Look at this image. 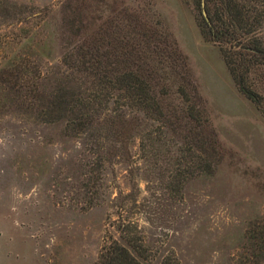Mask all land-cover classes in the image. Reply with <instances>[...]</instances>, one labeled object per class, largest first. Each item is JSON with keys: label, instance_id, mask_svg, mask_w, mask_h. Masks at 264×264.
Masks as SVG:
<instances>
[{"label": "rangeland", "instance_id": "obj_1", "mask_svg": "<svg viewBox=\"0 0 264 264\" xmlns=\"http://www.w3.org/2000/svg\"><path fill=\"white\" fill-rule=\"evenodd\" d=\"M1 1L9 9L11 2L23 4L14 7L19 14L41 9V20L12 26L8 23L19 14H1L0 32L15 28L20 34V26L29 31L13 48L41 68L42 87L51 89L64 70V0ZM201 1L72 4L92 21L99 16L109 23L125 21L127 12H136L167 27L187 56L223 147L215 170L187 177L186 156L176 163L175 141L155 121L139 125L127 158L101 162L84 138L65 132L64 120L46 123L27 112L0 109V264H94L107 235H117L111 225L117 196L124 217L136 220L142 232L144 264H160L166 254L183 264H239L240 254L249 251L252 233L264 228V111L226 64L224 50L236 47L206 25V5L216 7L220 0H204L206 15ZM223 1L240 8L244 38L264 41V0ZM247 87L264 107L259 54L250 61Z\"/></svg>", "mask_w": 264, "mask_h": 264}, {"label": "trees", "instance_id": "obj_2", "mask_svg": "<svg viewBox=\"0 0 264 264\" xmlns=\"http://www.w3.org/2000/svg\"><path fill=\"white\" fill-rule=\"evenodd\" d=\"M5 5L0 0V15L19 14L14 7L23 4L11 2L12 9ZM61 11L66 32L61 37L63 76L47 91L41 68L13 48L29 31L20 26V34L15 28L0 32V109L27 112L46 123L64 120L65 132L84 138L101 162L127 158L139 125L155 121L175 141L180 152L176 163L186 156L182 170L187 177L212 173L223 147L187 56L167 27L141 19L136 12H127L125 21L109 23L102 16L92 21L72 0H64ZM206 11L213 36L222 33L228 36V45L236 47L223 52L235 82L264 111L258 95L247 87L250 61L258 54L264 57V41L244 38L239 32L244 21L237 6L220 0L216 7L207 4ZM33 18H43L41 9L21 10L8 25ZM146 136L151 139L150 132ZM114 206L111 225L117 235H107L94 264H144L139 257L146 244L138 223L124 217L120 196ZM251 237L250 249L240 254L239 264H264V228ZM160 264L183 263L166 254Z\"/></svg>", "mask_w": 264, "mask_h": 264}, {"label": "water", "instance_id": "obj_3", "mask_svg": "<svg viewBox=\"0 0 264 264\" xmlns=\"http://www.w3.org/2000/svg\"><path fill=\"white\" fill-rule=\"evenodd\" d=\"M201 4H202V11H203V14L206 15V11L204 9V0L201 1Z\"/></svg>", "mask_w": 264, "mask_h": 264}]
</instances>
